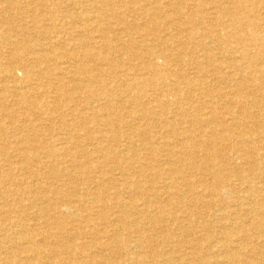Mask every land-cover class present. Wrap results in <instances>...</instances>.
Returning a JSON list of instances; mask_svg holds the SVG:
<instances>
[{
    "label": "bare ground",
    "instance_id": "obj_1",
    "mask_svg": "<svg viewBox=\"0 0 264 264\" xmlns=\"http://www.w3.org/2000/svg\"><path fill=\"white\" fill-rule=\"evenodd\" d=\"M3 1L7 7L25 11L17 0ZM143 1L146 4H139L140 0H128L132 4L130 6L120 4L117 8L118 30L115 35L109 36L106 31L113 24L105 17V12L110 11L106 6L107 0H24L34 5L38 3L39 12L35 10L37 13H34L35 7L28 9L30 13L27 12L31 23L42 28L41 36L45 35L50 41L49 47H54L58 42L64 44L62 39L66 36L73 37L76 49L69 51L70 55L63 59H72L73 64L77 62L76 65L80 66L96 61L104 64L93 71L88 68V73L79 66L68 69V63H65L67 68L62 66L53 73L47 69L43 71L40 66L49 63L52 57L48 59L47 54L39 52L33 56V47H27L30 50L26 48L28 57L22 50L25 56L23 60L28 61V65L22 63L17 54L21 50V43L8 36V31L12 29L10 14L0 17V26L4 29L2 38L12 50L4 60L7 65L3 74L9 76L13 83L5 86L3 79L0 80V99L19 97V103L25 104L24 109L22 107L23 116L27 113L35 116L32 119L34 122L23 124L24 129H31L34 132L31 134L36 138L34 141L40 144L28 145L20 137L9 136L8 142L14 144L12 149L20 150L22 146V151L19 157L16 156V162L6 158L0 168L7 179H14L15 173L22 174V178L16 176L15 183L24 184L25 179L31 178H25L26 174L32 172L29 159H35L38 168L46 167L49 160L44 158L67 159L69 169L66 168L70 173L62 183L65 189L53 191L58 199L57 206L52 208V214L43 207L38 213L43 212L45 217L54 216L64 221L68 219L71 224L79 222L81 228L84 227L83 230L78 229L76 235L66 237L70 243L75 236L81 239L78 244L72 242V245L66 243L62 236L65 233L61 226L63 223H35L40 227L44 224L40 233L42 246L46 249H42L35 242L38 239L35 240L23 230L29 219L24 221L18 215L6 214L9 228L1 229V240L4 243L10 241L21 248L5 246L0 251V264H264V0ZM75 6L81 10L73 12ZM128 13L135 16L134 19L130 17L132 22L126 18ZM21 29L26 38L32 36L33 32L23 27ZM36 32L40 35L39 31ZM33 37L31 39H35ZM214 49L220 52L217 60L211 54ZM4 63L0 60V66ZM192 64H195L196 72H191V75L205 73L203 70L206 69L209 77L202 74L203 78H211L215 84L212 87L200 84L199 91L203 97V100H199L200 105L190 103L191 106L184 108L175 96L181 90V85L188 90L196 85L183 72L185 66L189 72L188 67ZM36 71H41L43 77H50L53 84L47 82L49 78L45 79L44 84H40L43 81L39 79V83L35 82L32 87L28 83L26 87L34 91L39 89L40 84L43 94L36 97L28 91L29 95H24L17 83L26 84ZM70 73L75 81L66 80ZM107 79H112L114 85H108ZM171 79L177 87L167 90ZM47 92H53L55 100L48 101L45 96ZM80 93L84 94L82 99ZM120 93L129 97L127 105L146 96L148 101L140 106L144 113L140 120L145 119L147 125L146 120L152 118L150 123L153 121L160 128V134L153 142L141 135L143 131L138 133L140 149L133 152L130 150L133 144L131 137L124 135L125 131L121 129L130 127L140 132L144 123L122 120L120 116H124V109H128V106L125 108L126 104L123 109L111 110L110 99ZM164 94L175 96L172 100L164 99ZM190 94L186 91L184 97L192 102L194 97ZM102 98L106 100L101 102ZM150 109L156 110L157 113L152 112L156 115L151 116ZM62 110H67L71 118L56 116L55 113ZM86 110L87 116H82L81 113ZM105 111L113 112L120 117L119 120L115 121ZM125 112L131 117L135 106ZM189 113L193 116L190 120L186 119ZM89 123L97 127L94 134L88 132ZM4 128L0 124V134ZM59 132L72 142L77 149L75 153L72 154L64 144L57 146L61 138ZM45 133L51 134L49 140L44 139ZM167 135L168 138H165ZM41 147L46 151L41 152ZM1 154L7 153L1 150ZM113 161L115 166L110 165ZM118 164H124V169H120ZM77 175L85 192L76 195L75 199ZM208 177L213 185L208 182ZM71 180L75 186H72ZM34 185L32 182L25 188L20 185L19 192L31 197ZM30 201L33 204L35 200ZM5 210L12 214L10 209ZM21 210L22 207H19L13 212L20 213ZM81 211L84 216L79 214ZM30 214H33L32 211ZM209 220L220 229L221 235L211 241L208 235L210 228L205 232L209 241L206 243L220 242V246L213 247L212 243L209 250H202L201 254L196 252L191 257L193 253L188 249L193 246L186 242L183 247L178 245L176 231L180 230L183 237L189 234L202 237ZM67 230L70 229H66L69 232ZM163 242L174 249L165 252ZM156 244L161 246L160 252L156 250ZM76 251L84 256L79 255V261L72 262Z\"/></svg>",
    "mask_w": 264,
    "mask_h": 264
},
{
    "label": "rangeland",
    "instance_id": "obj_2",
    "mask_svg": "<svg viewBox=\"0 0 264 264\" xmlns=\"http://www.w3.org/2000/svg\"><path fill=\"white\" fill-rule=\"evenodd\" d=\"M1 1H3V0H0V11L3 13H5L6 11L8 12H6L5 14L3 13H1L0 12V14H2V15H0V17L1 16H3V15H8V14H10V17H11V24H12V29H10L9 31H8V36H9V38L11 39V40H15V41H18L19 43H21V50L19 49V52H17V54L19 55V60L20 61H22V63H24V64H27V62L28 61H26V60H23L24 58H25V56H27V54L26 53H28V50H30V49H28V48H32L31 50H32V52H33V56H35L36 54H39V53H44V54H47V56H48V59H50L51 57V59H50V61H49V63L48 62H46L45 64H42L41 66H40V69L41 70H43L44 71V69H47V71L48 72H51V73H53L54 71L56 72V70H58V69H60V67H62V66H67V64H65V63H68V66H70V67H68V69H72V68H75V67H78L79 66V68H81L82 69V71H87V72H85V73H88V68H89V70H91L92 69V71H93V69H97V68H102L103 67V65L104 64H102V63H100L99 61H96V62H94L95 64H97L96 66H93V62H90V63H88V64H86L85 65V63L83 64V65H76V63H74L73 64V62H74V60H66L65 58L68 56V55H70V52L71 51H73L74 52V50L76 49L75 47H74V40L72 39L73 37H70V36H66L64 39H62V40H64L63 42H64V44H67L68 46H63L64 44L62 43V42H58V43H56L55 44V46L54 47H49L48 46V43H50V41L46 38V37H44L45 35H43V36H41V30H42V28H39V27H37V26H34L32 23H31V21H30V17H29V13H30V11H28V9H33L34 7H35V9H34V13H37V12H39V7H38V3L36 4V5H34L33 3H28V2H24V0H17V4L19 3V6L21 5V7L22 8H24L25 9V11L24 10H22V9H19L18 10V8H11V7H7V4H6V2H1ZM111 1V2H110ZM121 0H107V3H106V6H107V8L108 9H110V11H107V12H105L106 13V15H105V17H107L108 18V21H109V23L112 25V28L110 29V30H108V31H106V32H109L108 33V35L109 36H113V35H115V33L117 32V30L118 29H116V28H118V25L116 24V22H117V13H118V7L120 6V4L121 5H132V4H129V2H128V0H123V1H121ZM24 4H23V3ZM62 2V1H61ZM110 2V3H109ZM161 2H162V0H161ZM28 3V4H27ZM118 3V4H117ZM146 4V1H143V0H140V2H139V4ZM27 4V5H26ZM62 4H64L65 5V3H63L62 2ZM117 4V5H116ZM141 4V5H142ZM4 5H6V6H4ZM10 5V4H9ZM31 5V6H30ZM63 5V6H64ZM23 6H25V7H23ZM27 6H28V8H27ZM116 7V8H115ZM10 8V9H9ZM49 8H51V7H49ZM2 9L4 10V11H2ZM9 10H10V12H9ZM37 12H36V11ZM81 9L78 7V6H75L74 7V10H73V12H78V11H80ZM12 11V12H11ZM24 11V12H23ZM29 13H28V12ZM16 12V13H15ZM11 13H12V16H11ZM15 13V14H14ZM92 13V12H91ZM16 15V16H15ZM19 15V16H18ZM129 15V16H128ZM132 15V16H131ZM133 13H128L127 15H126V18H127V20L128 21H130V22H132V20L134 19V17H133ZM28 16V17H27ZM130 17H132V18H130ZM113 19V20H112ZM132 19V20H131ZM29 20V21H28ZM142 21H143V19H141ZM21 21V22H20ZM17 22H18V24H17ZM99 22H101V21H99ZM112 22V23H111ZM29 23V24H28ZM47 23V22H46ZM16 25V26H15ZM25 25V26H24ZM31 25V26H30ZM21 27H23V29H25L26 31H29L30 33H32L33 32V34H32V36H30V37H28L29 38V40L28 41H25L26 39H28V38H26L25 36H26V34H24L23 32H22V29H21ZM28 27V28H27ZM42 27H44L43 25H42ZM2 29V30H1ZM16 29V30H15ZM115 30V31H114ZM4 32V29L0 26V38L3 40V43H2V41H1V39H0V60H2L3 61V63H4V60L6 59V57H8L10 54H11V46L7 43H5L4 42V38H2V35H3V32ZM12 31V32H11ZM36 31H39L40 32V35H39V33L38 32H36ZM11 32V33H10ZM22 33H23V36H22ZM35 33H37V35L36 36H34L33 37V35L35 34ZM111 33H113V34H111ZM17 34V35H16ZM35 38V39H31V38ZM26 38V39H25ZM37 38H38V40H37ZM41 38V39H40ZM68 38V39H67ZM70 38V39H69ZM24 39V40H23ZM52 39V38H51ZM50 39V40H51ZM72 39V40H71ZM20 40V41H19ZM23 40V41H22ZM68 41V42H67ZM71 41V42H70ZM31 43L34 45H31ZM40 43H42V44H40ZM63 45H62V44ZM31 46H30V45ZM37 44V45H36ZM39 44V45H38ZM46 44V45H45ZM62 45V46H60V45ZM9 45V46H8ZM23 45V46H22ZM42 45V46H41ZM70 45H72L71 47H70ZM8 46V47H7ZM39 46H41V47H39ZM57 46H59V47H57ZM23 47L25 48V49H23ZM28 47V48H27ZM43 47H45V48H47V49H49V50H45V48L43 49ZM61 47H63V48H61ZM68 47V48H67ZM26 48L28 49V50H26ZM34 48H35V51H34ZM40 48V49H39ZM57 48V49H56ZM61 48V49H60ZM70 48V50H68ZM73 48V49H72ZM36 49H38L37 51H36ZM51 49V50H50ZM64 49H66V50H64ZM22 50L23 51H25V56H23V54H24V52H22ZM39 50H41V52L39 51ZM43 50V51H42ZM55 50H57V51H55ZM59 50V51H58ZM62 50V51H61ZM47 51V52H46ZM64 51V52H63ZM70 51V52H69ZM214 52L216 51L215 49L213 50ZM212 51V56H213V58H215L214 60H217L218 59V57L220 56V52H219V50L218 51H216L215 53ZM220 51H222V50H220ZM39 52V53H38ZM55 52H56V54H55ZM61 52V53H60ZM72 52V53H73ZM188 51H186L185 53H187ZM199 52H201V51H199ZM8 53V54H7ZM10 53V54H9ZM23 53V54H22ZM58 53V54H57ZM202 53V52H201ZM200 53V55H202ZM197 54H198V52H197ZM219 54V55H218ZM7 55V56H6ZM21 55V56H20ZM59 55H62V57H60ZM32 56V55H31ZM30 56V57H31ZM59 56V57H58ZM28 57V56H27ZM63 57H65L64 59H63ZM21 58V59H20ZM59 58V59H58ZM33 60V59H32ZM64 60V61H63ZM59 62V63H58ZM50 63H52V64H50ZM61 63H63V64H61ZM72 63V64H71ZM92 63V64H91ZM216 62H214V64H215ZM29 64H30V60H29ZM173 65H174V67H176V65L174 64V63H172ZM7 65V62H5L4 64H2L1 66H0V69H2V70H0L1 72V76H0V80H2L3 81V83H6L5 84V86H9V85H12L13 83L11 82L12 81V79H10L9 78V76H6V74H3L4 73V70H5V66ZM28 65V64H27ZM44 65V66H43ZM51 65V66H50ZM74 65V66H73ZM49 67V68H46V67ZM53 66V67H52ZM66 67V68H67ZM178 67H179V65H178ZM195 64H192V65H190L189 67H188V70H189V72H190V74H189V72L186 70V66L184 67L185 69L183 70V72H184V74L187 76V77H189V78H191V80H193V82L196 84L194 87L192 86V87H190V88H192V90L190 89V90H188V89H186L183 85H181V90H182V88H184V90L183 91H181L180 90V88H179V93L177 94V96H175L174 94L171 96V95H169V96H167V94H164L163 95V98L165 99L166 97H167V99H173V97L175 96V99H178V101L179 102H181L182 104H183V107L184 108H187V107H189V106H191V105H193V103L194 104H197V106L198 105H200V101H201V99L203 98L202 97V93H201V91H199L200 90V84H203V86H205L206 84H208V87H212V86H214V82H213V80L211 79V78H203V76L204 77H209V74H207V71H206V69H204L203 70V72L205 71V73H195V74H193V75H195V76H193V75H191L192 73L191 72H196L195 71ZM55 68V69H54ZM186 70V71H185ZM94 71H96V70H94ZM40 74H39V73ZM185 72H187L188 74H186ZM92 73V72H91ZM209 73V72H208ZM42 73H41V71H36V74H34V75H32L30 78H28L29 79V82L27 81V83L25 84V82H21V83H17V87H20V88H18L19 90L21 89V92H25L24 93V95H29V93L33 96H36V97H40V95L41 94H43V93H41V89H40V84H44V82L45 81H47L48 80V78H49V81H47V82H49V83H51V84H53L52 82H53V80L50 78V77H48V78H46V77H43V75H41ZM201 74V75H200ZM202 74H203V76H202ZM37 75V76H36ZM207 75V76H206ZM192 76V77H191ZM37 77V78H36ZM200 77H202L203 79H201ZM4 78H5V80L6 81H4ZM106 78H108V77H106ZM9 79V80H8ZM32 79V80H31ZM35 79V80H34ZM39 79L40 80H42L43 82H40V84H38V87L37 88H39V89H36V91H34L32 88H29V87H32V85H34V83L35 82H38L39 83ZM45 79H47V80H45ZM73 80L74 78H72V73H70L68 76H67V78H66V80ZM77 79H80L79 77L77 78ZM121 79H122V76H121ZM8 80V81H7ZM130 80V79H129ZM128 80V81H129ZM208 80V81H207ZM73 81H75V80H73ZM122 81V80H121ZM126 81V80H125ZM127 81V82H128ZM173 81V82H172ZM195 81H200L199 83L198 82H195ZM205 83H204V82ZM170 84L168 83V85L166 86V89L168 90V89H172V88H174V87H177L175 84L176 83H174V80L173 79H171L170 81ZM202 82V83H201ZM208 82V83H207ZM0 83H1V81H0ZM28 83H29V87H26V86H28ZM46 83V82H45ZM106 83H108V85H110V86H113L114 85V82L112 81V79H107L106 80ZM172 83H173V85H172ZM116 84H118V83H116ZM198 84V85H197ZM1 86V85H0ZM23 86V87H22ZM91 86H92V84H91ZM174 86V87H173ZM198 88V89H197ZM23 89V90H22ZM195 89V90H194ZM26 90V91H25ZM40 90V91H39ZM28 91H29V93H28ZM31 91H33V92H31ZM162 91H163V89H162ZM186 91H189V93H191L190 95H192L194 98H193V101H195V102H190L189 100H186V98L184 97V95L186 94ZM193 91V92H192ZM197 92V93H196ZM196 93V94H195ZM1 94V93H0ZM39 95V96H38ZM48 95V96H47ZM83 95L84 94H82V93H80L79 94V96H80V98L82 99L83 98ZM45 96H46V99L48 100V101H51L50 99H52V100H55V99H53L54 98V93L53 92H47L46 94H45ZM50 96H51V98H50ZM82 96V97H81ZM12 97V98H11ZM14 97V98H13ZM43 97V96H42ZM41 97V98H42ZM49 97V98H48ZM177 97V98H176ZM181 97H184V100H181V99H183V98H181ZM197 98V99H196ZM199 98V99H198ZM115 99V100H114ZM129 99V97L128 96H126L125 94H123V93H120V94H118V96L117 97H112L111 99H110V102H111V106H112V108H111V110L112 109H114V108H117V109H123V107L125 106V104H126V106H125V108L128 106V109H124V116H120L121 118H122V120H124L125 122H132V123H135V124H143L144 123V126L143 127H141L140 128V132H138V129H136V128H130V127H126V128H122L121 129V131H125V133H124V135L125 134H127V135H129L130 137H131V141H132V143L133 144H131V147H130V150L132 151V150H137L138 148L140 149V146L139 145H141L140 144V141H141V139H140V134L141 133H143V134H141L144 138H146V137H149L150 138V140H149V142H153L155 139L154 138H156V136H157V134L159 135L160 134V128L157 126L158 124H155V123H153V121H152V123H150V121H151V119L152 118H149V120H146L147 121V125L145 124V119H143V120H140V116H142V114H144L142 111H143V109L140 107L141 106V104H144V103H146L145 101H148V98L146 97V96H144L143 98L141 97V98H139V100L137 101V102H134V100H133V102L134 103H130L129 105H127L128 103L126 102V100H128ZM195 99V100H194ZM206 99H210L209 97H206ZM2 99H0V108L1 109H3V110H1L0 112H2L3 114L2 115H0V124L1 125H3V127L5 126L6 128H4V130L1 132V134H0V151L2 150V152H6L7 154H1L0 155V167H3L2 165L3 164H5V161L4 160H6V158H10L12 161H17V158L19 157V155H20V152L22 151V146L21 147H19L20 148V150H15V148H13L12 149V147H13V143H11V142H8V138H9V136H15L16 138H18V137H20L21 139H23L26 143H28V145H32V144H39L38 143V141H34V140H36V138L35 137H33L34 135H32L34 132L31 130V129H27V128H25L24 129V126H23V124H25L26 122H34V120H32V119H34L35 118V116H32V115H30L29 113H27L28 115H26V116H23V109H24V107L23 106H25V104H21V103H19V97H16V96H7L6 98H5V100H3V101H1ZM11 100V101H10ZM106 99H103L102 98V100H101V102H104ZM200 100V101H199ZM203 100V99H202ZM211 100V99H210ZM188 101V102H187ZM212 101H213V99H212ZM82 102V101H81ZM199 104H198V103ZM2 103V104H1ZM4 103V104H3ZM7 103V104H6ZM185 103V104H184ZM190 103H192L191 105H190ZM133 104V105H132ZM3 105V106H2ZM96 105V104H95ZM148 106H149V104H147ZM214 105L216 106V102L214 101ZM97 106V105H96ZM134 106H135V112H134V114L133 115H131V117L130 116H128V114L125 112L126 110H130V109H132V108H134ZM22 107H23V109H22ZM150 107V106H149ZM6 111H5V110ZM14 109H16V111L14 110ZM151 110V109H150ZM83 112H86V113H83ZM81 114H82V116H87V113H88V111L86 110V111H83ZM105 112H109V111H105ZM152 112H154V113H157V111L156 110H151V116H154V115H156V114H153ZM63 113V114H62ZM67 113V114H66ZM110 114H108V115H110L111 117H113L114 118V120L115 121H117V120H119V118L120 117H117L115 114H113V112H109ZM6 114V115H5ZM56 114V116H62V115H66L65 117H67L68 119H70L71 118V115L69 114V112L67 111V110H62V111H59V112H57V113H55ZM190 115L188 116V117H186V119H188V120H190L193 116H192V114L191 113H189ZM7 115L8 116H10L9 118H7ZM116 116V117H115ZM34 117V118H33ZM89 117H91V114H89ZM157 117V116H156ZM2 118V119H1ZM5 118V119H4ZM125 118V119H124ZM17 119V120H16ZM20 120V121H19ZM12 121V122H11ZM4 122V123H3ZM15 122V123H14ZM8 123V124H7ZM21 123V124H20ZM10 124V125H9ZM185 124V123H184ZM183 124V125H184ZM187 124V123H186ZM123 125V124H122ZM23 126V128H21V127ZM159 126H160V124H159ZM156 128V129H155ZM96 129H97V127L96 126H94V124H92V123H89V129H88V132H91L92 134H94L95 132H96ZM147 129V130H146ZM10 130H12V131H10ZM16 130V131H15ZM17 130H19L18 132H17ZM149 130V131H148ZM141 131H143V132H141ZM145 131L147 132V133H145ZM8 132V133H7ZM23 132V133H22ZM30 132V133H29ZM31 132H32V134H31ZM54 134H56L55 132H53ZM60 133V132H59ZM138 133H140L139 135H138ZM61 134V135H60ZM59 135H60V140H59V142H58V144H60V145H58L57 144V146H61V145H63L64 144V146L66 145V148H73V149H69V151L73 154V152L74 151H76L77 149H75V146H73V144H72V142H70L68 139H66L65 137H66V135L64 134V133H60ZM154 135L153 136V138H152V135ZM30 135V136H29ZM47 135H48V137H47ZM50 135L51 134H48V133H45V136L47 137H44V139H50ZM135 135V136H134ZM6 136V137H5ZM64 139H63V138ZM165 138H168V135L165 137ZM32 140V141H31ZM2 141V142H1ZM61 142H63V143H61ZM68 143V144H67ZM112 144V146H115V144H113V142H111ZM138 144V145H137ZM4 147H2V146ZM40 145V144H39ZM68 146V147H67ZM82 146H83V144H82ZM132 146H133V148H132ZM135 146V147H134ZM139 146V147H138ZM7 149V150H6ZM15 150V151H14ZM17 151V152H16ZM40 151L41 152H44V151H46L44 148H40ZM133 152V151H132ZM75 153V152H74ZM9 155V156H8ZM16 156H18L17 158H16ZM3 158V159H2ZM5 158V159H4ZM45 160H49V162H46V167H44V168H42V167H40V168H38V167H36V161H35V159H29V161H28V164H29V168L30 169H32V172H30V173H28V174H26L25 175V178H27V176L28 177H31L30 179L28 178V179H25L24 180V184L26 185H24V184H22V183H15V179H16V176H17V178L19 179V177H23V176H20V175H22V174H20L19 175V173H15L13 176V178L14 179H7L3 174H4V171L0 168V192L1 193H3L4 195L2 196V194L0 193V213L2 214V213H4L6 210L5 209H10L11 211H12V214L11 213H8V212H5L4 214H2L1 216H0V234L2 233L1 232V229H5V227L6 228H9L8 227V225H7V222H8V215H6V214H9V215H18V218L20 219V220H27V219H29V221H26V222H28V225L26 226V227H24V232L25 233H27L28 235H32L34 238H35V240L36 239H38L37 241H35V242H37V244H38V246H40L42 249H46L45 247H43L42 245H43V242H42V237H41V235H42V233H40V231L42 232L43 231V229H44V227H43V225L40 227V226H38V225H35V223H38V224H42L43 222H45L46 221V225H49V222L50 223H54V222H60V223H63V225H61L62 226V230L66 233H63L62 234V236L64 237V239H65V241H66V237L68 236V235H70V237L71 236H74V235H76L77 234V231H78V229L80 230V229H84V227H82L81 228V226H82V224H79V222H77L76 224H71L70 222H69V220L68 219H66V220H68V221H64V220H62V219H59V218H57V217H54V216H49V217H45V216H43V212H40V213H38L39 211H40V209H42V207L43 208H45V209H47L49 212L51 211V214H52V211H53V209L52 208H54V207H56L57 206V204H58V199L56 198V194H54V192L53 191H55L56 192V190L58 191V190H61L62 188L63 189H65V186H63V181L65 180L66 181V179H68L69 178V167H68V165H69V162L68 161H66L67 159H60V160H53V159H48V158H44ZM98 160H102V158H99ZM1 161H2V163H1ZM237 161H239V160H237ZM33 162V163H32ZM112 163V162H111ZM28 164H26V166H28ZM33 164V165H32ZM59 164V165H58ZM67 166H66V165ZM115 164V161H113V163L112 164H110V165H113V166H115L114 165ZM154 164H156V163H154ZM42 165H43V163H42ZM63 165V166H62ZM33 166V167H32ZM62 166V167H61ZM120 169H124V164H118L117 165ZM68 169H67V168ZM48 168V169H47ZM53 168H54V170H53ZM39 169V170H38ZM56 169V170H55ZM67 169V170H66ZM156 169V168H155ZM153 171H154V168L152 169ZM48 171H50V172H48ZM61 171V173H59ZM39 172L40 173H42V174H40L39 175ZM44 172H46V173H44ZM68 173V174H67ZM45 174V175H44ZM58 174H61V176H59ZM49 175V176H48ZM19 176V177H18ZM56 177V178H55ZM77 178L75 179V182L77 183V185L76 184H74V182L71 180V184H72V186H75L76 185V193L74 194L75 195V199H76V195H78V196H80V195H83L84 194V192H85V189L83 188V185L82 184H79V182H80V180H79V175H77L76 176ZM61 178V179H60ZM43 179V180H42ZM53 179V180H52ZM5 180V181H4ZM34 180V181H33ZM37 180V181H36ZM207 180H208V182H210L211 183V185H213V181L211 180V178L210 177H208L207 178ZM29 183H28V182ZM37 183H36V182ZM44 181H46V182H44ZM47 181H49L48 183H47ZM33 183V184H35L33 187L35 188L34 189V192L32 193V195H31V197H29L28 195H26V196H23L20 192H19V188H21L20 187V185L22 186V188H25V187H27L28 185L30 186V183ZM58 182V183H57ZM5 183H6V185H5ZM43 183V184H42ZM54 183V184H53ZM2 184V185H1ZM4 184V185H3ZM16 184V185H15ZM46 184V185H45ZM48 184V185H47ZM70 184V185H71ZM161 184H163V183H161ZM160 184V185H161ZM13 186H15V187H13ZM60 186V187H59ZM47 187H49V189L47 188ZM56 187V188H55ZM52 188V189H51ZM13 191H12V190ZM47 189V190H46ZM49 190V191H48ZM16 191L18 192V193H16ZM42 191V192H41ZM50 191H52V192H50ZM37 192H39V193H37ZM8 193H10V194H8ZM52 193V194H51ZM15 194V195H14ZM54 194V195H53ZM184 195V194H183ZM9 196V197H8ZM35 196V197H34ZM53 196V197H52ZM185 196V195H184ZM16 197V198H15ZM33 197V198H32ZM12 198V199H11ZM23 198V199H22ZM26 198V199H25ZM35 198V199H34ZM38 198V199H37ZM48 198V199H47ZM35 200L34 201V203L32 204L31 203V201L30 200ZM41 199V200H40ZM45 201H44V200ZM166 200H167V198H165ZM20 200V201H19ZM39 200V201H38ZM171 202H174L175 201V199H174V201H172L173 199H169ZM24 201H26V202H24ZM38 201V202H37ZM50 201H52V202H50ZM57 201V202H56ZM3 202V204H1ZM30 202V203H29ZM36 202L37 203H39V205H37L36 204ZM52 203V204H51ZM25 204V205H24ZM30 204V205H29ZM2 205H4V206H2ZM41 205V206H40ZM26 206H28L29 208H31L30 210L32 211V213L33 214H30L31 213V211L29 210V209H27L26 208ZM31 206V207H30ZM34 206V207H33ZM200 205H198V207H199ZM19 207H22V210L20 211V213H16V212H13V210L14 209H16V208H19ZM51 207V208H50ZM33 208H34V210H33ZM201 208V210L203 209L202 207H200ZM24 210V211H23ZM26 210H27V213H25L26 212ZM4 211V212H3ZM30 211V212H29ZM154 212V211H153ZM35 213V214H34ZM25 214V215H24ZM30 214V215H29ZM79 214L81 215V216H84L85 214L81 211V212H79ZM37 215V216H36ZM40 217H41V219H40ZM43 217V218H42ZM5 218H7V220L5 219ZM55 218V219H54ZM41 221V222H39V221ZM59 220V221H58ZM1 221H3V222H1ZM33 221H35V222H33ZM63 221V222H62ZM206 222H208V221H206ZM31 223V224H30ZM193 223H195V225H197V222L196 221H193ZM69 224H70V226H69ZM207 224V227H206V230L205 231H203V236L202 237H200V235L199 236H197V235H193V234H189L188 236H185V237H183V235H181V232H180V230H177L176 231V234H177V237L175 238L176 240H178V245H181L182 247H183V245L185 244V242L186 243H189L188 245H191V246H193V247H190V249H188V252H191L192 251V255H191V257L194 255V253H196V252H198L199 254H201V252H202V250L205 252V251H207V249L209 250V247L212 245V243L213 242H211L214 238H218V236H220L221 234H220V229L218 228V227H216V226H214L213 224H211L210 223V220H209V222L208 223H206ZM30 225H31V227H30ZM65 225V226H64ZM68 227H70V228H68ZM193 227H194V225H193ZM29 228V229H28ZM200 227H198V229H199ZM211 228V229H210ZM26 229V230H25ZM38 229V230H37ZM66 229H70V230H67V231H69V232H66ZM196 229V228H195ZM210 229V230H209ZM219 229V230H218ZM30 230H32V231H30ZM34 230H36V231H34ZM199 230H202L201 228L199 229ZM207 230H209L208 232H210V233H208V235H209V237L210 238H212L211 239V241H210V243H208L209 241H208V237H207ZM215 231V232H214ZM10 232V231H9ZM36 232V233H35ZM206 232V233H205ZM38 233V234H37ZM70 233V234H69ZM217 233V234H216ZM206 234V235H205ZM220 234V235H219ZM66 235V236H65ZM218 235V236H217ZM180 236V237H179ZM212 236H215V237H212ZM76 237V238H75ZM74 237V239L71 241V243H70V241H66V243H68V244H72L73 245V243L74 244H78V242H80L81 241V239H79V238H77V236H75ZM127 240H128V237H126V236H124ZM182 237V238H181ZM207 237V238H206ZM200 238H201V241H200ZM206 238V239H205ZM129 239H133V238H130L129 237ZM195 240L194 242H195V244H194V242L192 243L191 242V240ZM199 239V240H198ZM130 240V241H131ZM161 240H162V236H161ZM196 240H198L197 242H196ZM4 240H1V235H0V251H3V249L5 248V246H8V245H10V246H16L17 248H21L19 245H15L14 243H11L10 241H8L7 243H4L3 242ZM49 242H51L50 240H48ZM163 241V240H162ZM206 241H208L207 243H206ZM12 242H13V240H12ZM73 242V243H72ZM199 242V243H198ZM181 243V244H180ZM184 243V244H183ZM203 243V244H202ZM205 243V244H204ZM220 242H218L217 244L215 243H213L214 245H213V247L215 246V245H217V246H220V244H219ZM207 244V245H206ZM219 244V245H218ZM157 245V244H156ZM162 245H163V247H164V249H165V252H170L172 249H174L173 247H169V246H167V244H164V242L162 243ZM165 245V246H164ZM206 247H205V246ZM133 246V245H132ZM194 246H196V248H195V250H194ZM200 247H202V248H200ZM208 247V248H207ZM167 248V249H166ZM163 249V250H164ZM170 249V250H169ZM134 250V248L132 249V251ZM156 250H158V252H160L161 251V246H156ZM162 250V251H163ZM193 250H194V252H193ZM134 252V251H133ZM77 253H78V255H77ZM217 253V252H216ZM79 255L80 256H84V254L83 255H81L79 252H77L76 251V255H75V257L73 258L72 257V262H78L79 261ZM22 256H24V255H22ZM75 258H76V260H75Z\"/></svg>",
    "mask_w": 264,
    "mask_h": 264
}]
</instances>
